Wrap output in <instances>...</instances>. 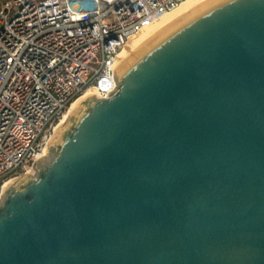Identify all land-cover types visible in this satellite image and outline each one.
I'll use <instances>...</instances> for the list:
<instances>
[{"label":"water","instance_id":"water-1","mask_svg":"<svg viewBox=\"0 0 264 264\" xmlns=\"http://www.w3.org/2000/svg\"><path fill=\"white\" fill-rule=\"evenodd\" d=\"M89 90L0 196V264H264V0H205Z\"/></svg>","mask_w":264,"mask_h":264},{"label":"built area","instance_id":"built-area-1","mask_svg":"<svg viewBox=\"0 0 264 264\" xmlns=\"http://www.w3.org/2000/svg\"><path fill=\"white\" fill-rule=\"evenodd\" d=\"M186 0H6L0 8V196L34 173L89 89L108 98L128 38Z\"/></svg>","mask_w":264,"mask_h":264},{"label":"bare ground","instance_id":"bare-ground-1","mask_svg":"<svg viewBox=\"0 0 264 264\" xmlns=\"http://www.w3.org/2000/svg\"><path fill=\"white\" fill-rule=\"evenodd\" d=\"M205 0H186L184 1L178 8H176L174 11V13L169 12L166 13L164 15H162L160 18L154 20L152 23H150L149 25L144 26L143 28H141L138 32L134 33L133 35H131L125 46L123 47L120 55H119V64L117 66V69L119 68V66L128 58L130 57L139 47L140 45L153 33L155 32L157 29H159L162 25H164L166 22H168L170 19H172L173 17L184 13L192 8H194L195 6H197L198 4L202 3ZM89 90H93V89H89ZM89 90H87L86 92H88ZM85 92V93H86ZM83 96V95H82ZM81 96V97H82ZM80 97V98H81ZM79 99V98H78ZM77 99V100H78ZM75 102V101H74ZM73 102V104H74ZM72 104V105H73ZM71 105V106H72ZM62 123V121H61ZM58 124V126L56 127L54 134L56 133L57 129L59 128V126L61 125ZM53 134V136H54ZM52 136V138H53ZM51 138V139H52Z\"/></svg>","mask_w":264,"mask_h":264},{"label":"rangeland","instance_id":"rangeland-1","mask_svg":"<svg viewBox=\"0 0 264 264\" xmlns=\"http://www.w3.org/2000/svg\"><path fill=\"white\" fill-rule=\"evenodd\" d=\"M5 1L6 0H0V8L2 7V5L5 3ZM174 11V10H173ZM172 12V11H171ZM172 13H174V12H172ZM77 101V100H76ZM75 101V102H76ZM74 102V103H75ZM71 107V106H70ZM70 107L68 108V109H66V111H65V113H64V116L61 118V121H63L64 120V118H65V116H66V114H67V112L69 111V109H70ZM61 121H60V123H61ZM59 123V124H60ZM30 175H33L34 173H29ZM22 176V175H21ZM15 180V179H14ZM13 181V180H12ZM11 182V181H10Z\"/></svg>","mask_w":264,"mask_h":264}]
</instances>
